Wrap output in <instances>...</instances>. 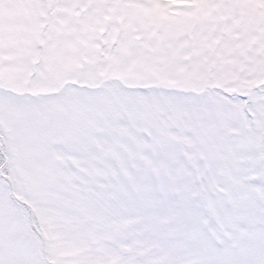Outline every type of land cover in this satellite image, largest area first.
<instances>
[{"label": "snow or ice", "instance_id": "obj_1", "mask_svg": "<svg viewBox=\"0 0 264 264\" xmlns=\"http://www.w3.org/2000/svg\"><path fill=\"white\" fill-rule=\"evenodd\" d=\"M12 2L0 264H264V56L220 0Z\"/></svg>", "mask_w": 264, "mask_h": 264}, {"label": "rangeland", "instance_id": "obj_2", "mask_svg": "<svg viewBox=\"0 0 264 264\" xmlns=\"http://www.w3.org/2000/svg\"><path fill=\"white\" fill-rule=\"evenodd\" d=\"M215 7L219 8L222 30L242 39V43L237 45L241 59L246 60L254 54L264 56V0H220ZM24 14L25 9L20 4L12 0L0 2V19L15 21ZM180 22L178 18L176 23ZM245 70L246 66L240 69L241 73Z\"/></svg>", "mask_w": 264, "mask_h": 264}]
</instances>
